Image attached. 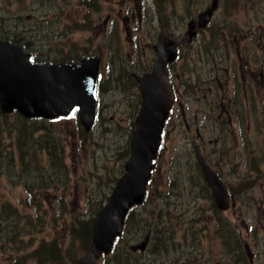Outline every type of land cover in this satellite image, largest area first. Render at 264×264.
Returning <instances> with one entry per match:
<instances>
[{"label": "rangeland", "instance_id": "374dc122", "mask_svg": "<svg viewBox=\"0 0 264 264\" xmlns=\"http://www.w3.org/2000/svg\"><path fill=\"white\" fill-rule=\"evenodd\" d=\"M42 1L35 3L40 6L39 11L42 13L43 9H49L51 15L56 6L58 7L59 0H47L45 5ZM70 1L71 3L64 7L63 18L57 22L60 26H65L67 22L73 23L76 20L81 25L67 27V35L64 36L57 25L50 28L44 24L40 26L42 29L34 39L42 52L60 56V53L74 55L89 47L97 48L103 44L104 34L110 37V60H113V66L120 69L117 77L113 76L114 70L111 69L110 82H104L110 87V91L102 93V113L105 114L106 111L107 124L111 126H103L102 129L101 120L88 135L82 134L81 129L79 132L73 131V136L68 134L61 143L65 151L68 183L63 185L62 181L55 177L54 183L50 184L49 181L47 184L43 179H48L51 173L48 163L50 157L48 152L42 150L41 145L46 144V140L52 137H42L40 130L33 125L30 137L33 145L19 155L16 126L22 119L17 114L4 115L0 111V264H40L42 261L37 254L51 244L59 248L64 246L67 256L75 255V251L76 256L80 254L81 250L79 251L77 245L78 241L82 243V240L79 237L78 224L93 217L98 206L107 199L126 159L125 148L128 135L132 131L130 121L135 117L132 114L138 104V89L130 79L128 80L129 77L127 78L123 68L127 65L123 62L137 60L138 68H141L142 63H151L154 59L152 45L157 40L159 23L163 22L175 37L180 36L186 32L189 18L197 15L208 3V0H147V14L142 24L138 25L133 19L132 33L128 34L122 16L129 7L134 8L133 0H100L101 7L93 13L92 26L99 23L100 19L103 22L91 30L83 23L87 8L83 5H73L77 0ZM30 4L31 0H23L20 3L18 0H0V35H15L13 29L19 27L27 40L32 39L26 32L29 31V23L16 18L21 14L26 16ZM96 5L99 7L97 2ZM118 13L119 17L116 16ZM115 17L119 20L112 22ZM109 18L110 25L106 26ZM213 20L210 28L199 34L200 42L184 47V57L188 56L191 62L190 64L188 61V65L195 71L197 78L206 72V69H203V65L207 64L204 60L210 59L216 49L221 46L223 48L222 41L227 32L235 41L243 40L251 29L263 31L264 0H222ZM134 40L137 42L133 43ZM202 53L204 59L201 58ZM181 61L182 58L179 62ZM126 70L129 71V68ZM191 70L182 73L188 80L191 78ZM189 85H185L183 89L187 101L186 112L189 116L190 109L197 107L198 115L195 122L191 118L192 129L187 130L179 104L174 106L161 142L158 169L154 172L156 183L154 188H150V199L144 206L134 207L135 214L130 218L131 222L126 228L123 240L141 235L138 233L151 217L156 222L153 225V243L149 244L150 247L145 253L138 252L134 261L139 263L140 258L147 257L154 259L155 264H166V259L176 257L174 262L178 264H237L235 255L240 251L237 245L231 242L233 250L229 249V240L221 236L220 230L214 231L213 224L208 228L209 222L223 219L230 231L240 234L239 240L242 243L250 242L255 253L254 264H264V178L254 184L252 191H242L244 197L239 206L223 212L216 210L213 204L206 205L203 201H198L195 197L197 189L186 182L190 178L189 159L193 155L191 139L197 136L196 125L204 132L206 124L204 104L197 100L200 93ZM64 126L63 121L50 124L49 133L52 136H60V127L64 129ZM70 126L72 125L69 124ZM256 127L257 137L251 135L244 141L248 146V153L243 149L237 151L234 165L242 172L248 169L250 149L264 151V121L257 123ZM242 129L245 133L247 124H244ZM206 131L211 133V127H207ZM93 136L97 137L98 142L93 141ZM204 136L205 142H208L210 134L204 132ZM10 152L11 157H5V154ZM232 168L231 166L230 169ZM57 172L59 174V170ZM171 177L177 181H170ZM28 186L36 189L30 191ZM173 187L177 188L172 189ZM195 213H198L197 221L192 217ZM13 219L17 224L10 231L8 224ZM166 225L170 230L166 231ZM201 228L205 230H194ZM121 244L123 242L119 243L118 247ZM62 253L64 254L63 250ZM112 258L111 264H118L120 261L128 262L131 256L118 254L117 258Z\"/></svg>", "mask_w": 264, "mask_h": 264}, {"label": "water", "instance_id": "95a60500", "mask_svg": "<svg viewBox=\"0 0 264 264\" xmlns=\"http://www.w3.org/2000/svg\"><path fill=\"white\" fill-rule=\"evenodd\" d=\"M138 4V3H137ZM217 5L205 10L203 23ZM139 8V4H138ZM158 57L152 71L138 75L143 103L136 117L132 133L130 156L125 164L126 172L117 181L108 201L99 209L94 219L91 247L77 264H95L103 250L111 248L114 238L122 232L129 208L144 200L147 182L153 168L161 139V132L173 101L167 76V63L176 55V43L164 32L155 45ZM99 56H81L77 61L61 63H32L22 48L0 40V104L4 112L15 108L27 116L53 118L67 115L78 104L82 122L90 128L94 119L95 81ZM199 162L210 181L221 207H227L224 186L206 165L197 148ZM145 239L134 245L144 248ZM252 256L251 253H249ZM50 264H68L58 261Z\"/></svg>", "mask_w": 264, "mask_h": 264}, {"label": "flooded vegetation", "instance_id": "af4514ba", "mask_svg": "<svg viewBox=\"0 0 264 264\" xmlns=\"http://www.w3.org/2000/svg\"><path fill=\"white\" fill-rule=\"evenodd\" d=\"M31 30L35 31L36 27L32 26ZM262 37V34H261ZM252 45H247L244 44L243 45V51H248V50H252V52H255V48L251 47ZM254 46V44H253ZM258 46L260 47V53L261 55L259 56V58H261L260 60H258L257 56H253L251 58V62L254 61L258 67L256 69L252 68L251 66V62L248 61V59H246V63H247V74H243V79L246 82H248V84L251 86L253 84L254 81V73L257 71H260L261 75L264 76V39L258 43ZM34 52L35 49L33 48ZM238 53V57L240 60L243 59L244 55L241 54L240 50H237ZM232 67H235V62H231L229 64ZM177 76L179 77L180 74L179 72H177ZM210 88V87H209ZM225 94L221 93V92H217L215 95L211 96L209 98L211 101L209 102V106H210V110L213 113V115L218 119L221 120L223 118L224 112L227 111L229 114V121L231 123H234L237 119V112H236V108L233 107L231 104L228 105V108H226V106L223 104L222 99L224 98ZM209 99L207 101H209ZM183 103V102H181ZM238 106V104H236ZM250 105L253 106V103L247 102L246 104H241L240 109L238 110V115L239 117H242L243 115H248L246 112L250 109ZM245 112V113H244ZM194 115L196 116V110L194 111ZM209 115H210V111H209ZM192 116V115H191ZM190 119V117H189ZM226 134H228V132H225ZM198 139L200 140H204V136L202 134H198ZM210 141H212V139H210ZM203 151L205 154L206 159L210 162V164L214 165V167L218 170L219 167V160H222L221 156H220V152H216L217 149L213 148H208L206 145L203 146ZM216 154V155H215ZM215 157H217L219 160H216ZM219 172V171H218ZM220 173V172H219ZM99 264H110V257L108 259V262L101 260Z\"/></svg>", "mask_w": 264, "mask_h": 264}, {"label": "trees", "instance_id": "16d2710c", "mask_svg": "<svg viewBox=\"0 0 264 264\" xmlns=\"http://www.w3.org/2000/svg\"><path fill=\"white\" fill-rule=\"evenodd\" d=\"M31 129H32V127H30L29 125H25V124L18 126V131H19L20 135H23L24 137H28L30 135ZM49 135L50 134H45L43 137H48ZM46 143L48 145V151H49L50 156H51L52 167H59L61 172L65 171L66 169H64L65 168L64 165L62 168L60 167V165L62 166V160H61L60 164H58V162H57L58 150H57L56 141H54L53 138H50V139L46 140ZM128 150H129V147H127V152H128ZM127 152H126V155H127ZM170 181H177V180L170 178ZM189 181L190 180H187L186 182L188 183ZM91 226H92L91 222L89 223V227H87L86 223L82 222V228H84V229H82L80 235H81V237H83L84 242H87L90 239ZM225 226H226V224H225ZM165 229L170 230V227L166 225ZM227 233H229V232H227ZM54 256L55 255L52 254L51 257H54Z\"/></svg>", "mask_w": 264, "mask_h": 264}]
</instances>
